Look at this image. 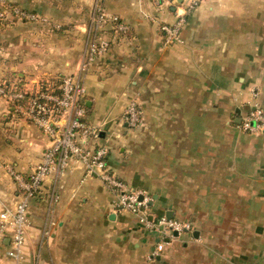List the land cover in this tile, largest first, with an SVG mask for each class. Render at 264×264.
Instances as JSON below:
<instances>
[{"label":"crops","instance_id":"crops-1","mask_svg":"<svg viewBox=\"0 0 264 264\" xmlns=\"http://www.w3.org/2000/svg\"><path fill=\"white\" fill-rule=\"evenodd\" d=\"M9 1L45 20L0 22V83L82 75L86 120L101 127L112 171L152 193L154 216L193 228L172 239L145 229L74 160L58 184L50 177L44 195L29 200L22 258L9 256L6 236L0 264H264V133L241 127L253 89L264 106V0H202L182 42L170 45L160 25L175 20L172 7L101 0L131 35L104 29L112 47L87 73L80 66L97 0ZM133 97L143 122L128 128ZM49 143L0 96V213L21 199L11 171L28 176Z\"/></svg>","mask_w":264,"mask_h":264},{"label":"built area","instance_id":"built-area-1","mask_svg":"<svg viewBox=\"0 0 264 264\" xmlns=\"http://www.w3.org/2000/svg\"><path fill=\"white\" fill-rule=\"evenodd\" d=\"M202 0H153L161 7H172L175 13L173 22H163L160 30L164 45L182 42L180 33L187 15L198 7ZM15 16L28 21L45 20L35 12L29 11L9 0H0V21ZM111 29L115 37H130L131 26L120 20L117 15L109 14L101 0L94 6V31L89 37L83 54L80 71L87 73L112 47V40L103 35L104 29ZM253 100L249 109L241 117V127L245 131L264 133V106L254 102L258 91L253 89ZM87 88L80 74H69L61 77L58 86L44 79L36 82V86H19L0 83V96L13 108L14 112L24 119L36 124L49 138V146L44 150L41 161L28 175L23 176L11 171L18 182L21 199L13 209H5L0 213V240L10 237L9 256L22 258L24 225L28 216L29 200L42 197L47 179L61 181L69 164L74 160L83 163L88 174H97L109 191L114 195L113 207L118 211L135 214L140 224L150 231L159 233L168 239L175 238L190 231L193 225L166 216H154L150 203L153 195L144 189H134L112 171L108 164L109 147L100 142L102 129L99 125L86 120L87 107L84 103ZM142 110L137 98H131L123 115V122L129 128L142 124ZM58 195L52 193L51 200L56 201ZM10 233V234H9ZM158 252L154 251L153 255Z\"/></svg>","mask_w":264,"mask_h":264},{"label":"trees","instance_id":"trees-1","mask_svg":"<svg viewBox=\"0 0 264 264\" xmlns=\"http://www.w3.org/2000/svg\"><path fill=\"white\" fill-rule=\"evenodd\" d=\"M11 3H12V2H11ZM13 5H16V4L13 3ZM17 6H18V5H17ZM12 17L16 18L15 16H10V19H11ZM118 17H119V16H118ZM119 18H120V20L123 21V19H122L121 17H119ZM16 19H18V18H16ZM20 20H23V19H20ZM38 21H39V20H38ZM0 22H3V21H0ZM119 38H122V36H119ZM50 81H52V83L54 84V86H58L59 83L61 82V77H58V78H56V79H51ZM1 83H4V84L7 86V85H9L11 82H10L9 80H5V81H3V82H1ZM84 103H85V100H84Z\"/></svg>","mask_w":264,"mask_h":264},{"label":"water","instance_id":"water-1","mask_svg":"<svg viewBox=\"0 0 264 264\" xmlns=\"http://www.w3.org/2000/svg\"><path fill=\"white\" fill-rule=\"evenodd\" d=\"M179 1H182V0H179ZM150 204H151V203H150ZM169 218H171V217H169ZM174 234H175L176 236L178 235V233H177V232H175Z\"/></svg>","mask_w":264,"mask_h":264},{"label":"rangeland","instance_id":"rangeland-1","mask_svg":"<svg viewBox=\"0 0 264 264\" xmlns=\"http://www.w3.org/2000/svg\"><path fill=\"white\" fill-rule=\"evenodd\" d=\"M142 119H143V113H142ZM143 122V121H142ZM138 127H140V125L138 126ZM129 128V127H128ZM134 128V127H133ZM137 128V127H136Z\"/></svg>","mask_w":264,"mask_h":264}]
</instances>
